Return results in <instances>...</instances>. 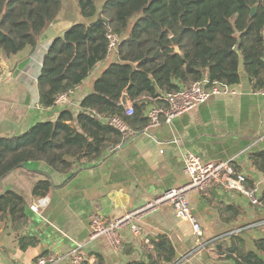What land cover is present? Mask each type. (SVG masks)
I'll use <instances>...</instances> for the list:
<instances>
[{
    "label": "crops",
    "instance_id": "0c3cea01",
    "mask_svg": "<svg viewBox=\"0 0 264 264\" xmlns=\"http://www.w3.org/2000/svg\"><path fill=\"white\" fill-rule=\"evenodd\" d=\"M59 20H82L75 0H63ZM50 47V43L38 42L15 55L0 50V138L21 135L39 122H54L64 110L77 116L96 80L119 60L117 53L110 54L65 103L45 108L40 104L38 82ZM239 75V82L229 86L231 93L215 96L170 123L162 118L153 126L147 111L165 102L141 98L139 105H143L148 125L137 131L124 123L131 130L128 133L114 127L122 140L115 152L109 155L106 150L96 163L74 164L65 174L44 162H29L0 180V196L14 192L26 206L24 218L8 214L0 219V264H35L38 258L52 254L57 256L53 264H73L69 253L78 245L82 246V264H96L98 256L104 264H128L144 261L149 252L147 241L159 236L172 242L176 264H236L225 255L233 240H240L246 251H256L255 241L264 239V220L260 221L264 217V174L253 166L251 156L264 151V96L254 89L243 62ZM127 102V107L133 105L128 97ZM106 123L112 126L110 120ZM189 153L207 163L230 162L247 178L246 188L257 187L263 206L255 208L244 194L215 186L208 193L189 195L202 230L198 242L170 204L160 205L154 214L136 222L140 235L123 229L120 250L105 237L91 238L93 215L113 221L187 184ZM47 180L49 193L33 196L35 185ZM41 199L46 202L38 211L32 210Z\"/></svg>",
    "mask_w": 264,
    "mask_h": 264
},
{
    "label": "trees",
    "instance_id": "16d2710c",
    "mask_svg": "<svg viewBox=\"0 0 264 264\" xmlns=\"http://www.w3.org/2000/svg\"><path fill=\"white\" fill-rule=\"evenodd\" d=\"M81 21L59 35L47 52L38 82L40 104L56 106V98L76 90L110 54L108 34L120 35L119 60L112 63L81 101L75 116L64 110L54 122H39L25 133L0 138V180L29 162H44L69 173L74 164H93L122 136L106 123L121 118L137 131L149 121L141 98H158L183 85H236L240 65L259 91L264 88V0H75ZM257 10L252 14L253 8ZM63 0H0V50L15 55L36 47L59 19ZM183 30L176 54L172 41ZM135 114L126 116L123 97ZM264 174V151L251 156ZM51 183L39 181L33 196L45 197ZM25 203L14 192L0 196V219L25 217ZM34 244V243H32ZM144 261L128 264H176L172 242L159 236L148 242ZM256 251L232 241L225 255L236 264H264V239ZM96 264H104L98 256Z\"/></svg>",
    "mask_w": 264,
    "mask_h": 264
},
{
    "label": "built area",
    "instance_id": "2783aa9c",
    "mask_svg": "<svg viewBox=\"0 0 264 264\" xmlns=\"http://www.w3.org/2000/svg\"><path fill=\"white\" fill-rule=\"evenodd\" d=\"M110 54L118 52V46L121 43L120 35L113 33L108 34ZM109 54V55H110ZM231 93L230 87L227 85L213 84L208 86L207 81L183 85L176 92L166 94L164 97L158 98L164 101L162 106H151L147 111V119L153 126L160 124L161 119L165 118L167 123L172 122L178 116L193 110L194 108L207 103L213 97L218 95H227ZM264 96V88L257 92ZM69 94H62L56 98V105H62L66 102ZM135 114L134 106L131 105L126 109V116ZM121 118H111L112 127L122 131L123 133L131 132L128 126ZM117 148L110 146L107 153L110 155ZM186 173L189 176V182L181 187L173 188L165 191L156 200L148 202L132 212L113 220H105L99 215L91 217V238L96 239L105 237L110 245L117 250L122 247V239L120 232L129 228L135 235L141 234V228L136 223L144 215H152L156 209L162 204H170L177 217L186 222L193 233L199 237L202 234L201 225L192 212L189 195L193 192L208 193L215 186H223L226 190L237 191L244 194L251 205L255 208H261L263 201L261 200L257 187L246 188L247 178L243 174H238L235 167L228 161H220L217 163H207L198 156L189 153L185 159ZM46 202L41 199L32 206V210L38 211L39 207ZM264 224V223H263ZM148 244V241H147ZM82 246L78 245L69 253V257L73 264H82L83 256L81 254ZM57 256L52 254L47 257H40L35 264H53Z\"/></svg>",
    "mask_w": 264,
    "mask_h": 264
},
{
    "label": "water",
    "instance_id": "95a60500",
    "mask_svg": "<svg viewBox=\"0 0 264 264\" xmlns=\"http://www.w3.org/2000/svg\"><path fill=\"white\" fill-rule=\"evenodd\" d=\"M257 10V6H255L252 10V14H254ZM1 19H0V32H1ZM74 24L73 23H66L63 22L59 19H57L52 26L45 32L42 34V36L39 39V43L40 44H44V43H50L52 45V43L54 42V40L61 35L64 31L70 29ZM183 30L180 32V34L176 37L172 38V41L174 43L175 46V52L176 54L180 55L182 58H184V56L182 55L181 49L179 47V41L181 39ZM123 105L127 106L128 102H127V96L123 97L122 100ZM185 224V223H184ZM187 227V226H186ZM187 229L189 230V232L191 233V235L193 236L194 240L196 242H198V237L193 233V231L187 227Z\"/></svg>",
    "mask_w": 264,
    "mask_h": 264
},
{
    "label": "rangeland",
    "instance_id": "374dc122",
    "mask_svg": "<svg viewBox=\"0 0 264 264\" xmlns=\"http://www.w3.org/2000/svg\"><path fill=\"white\" fill-rule=\"evenodd\" d=\"M248 199V198H247ZM264 220V217L262 219H260V221Z\"/></svg>",
    "mask_w": 264,
    "mask_h": 264
}]
</instances>
